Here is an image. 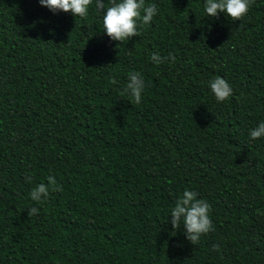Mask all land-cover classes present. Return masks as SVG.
<instances>
[{"label": "trees", "instance_id": "16d2710c", "mask_svg": "<svg viewBox=\"0 0 264 264\" xmlns=\"http://www.w3.org/2000/svg\"><path fill=\"white\" fill-rule=\"evenodd\" d=\"M205 2L145 0L158 13L121 43L95 0H0V264H264V0L239 21ZM49 176L62 190L32 200ZM185 190L211 205L197 245L170 222Z\"/></svg>", "mask_w": 264, "mask_h": 264}, {"label": "clouds", "instance_id": "9594fccd", "mask_svg": "<svg viewBox=\"0 0 264 264\" xmlns=\"http://www.w3.org/2000/svg\"><path fill=\"white\" fill-rule=\"evenodd\" d=\"M93 0H39L41 6L48 8L53 13L71 12L75 17H86L89 6ZM254 0H206L204 10L207 17L216 18L220 13H225L233 21H239L244 17ZM96 8L103 13V31L113 41L123 42L141 35L139 27L148 25L158 13L155 4H145V0H110V5L105 7V0H95ZM143 13V14H142ZM141 21V24L137 22ZM153 63L160 64L165 60H175V56L162 58L158 53H152ZM209 87L217 102L223 103L232 96L233 90L226 79L216 76L209 82ZM145 89V81L139 72L128 74V83L125 93L132 98V102L139 104L142 93ZM251 139L255 140L264 137V121L250 130ZM31 183L30 176L25 177ZM62 190L57 185L54 176L48 177V184L41 183L32 189L30 196L32 200L41 202L42 198L47 199L50 191ZM211 205L205 199H199L198 193L192 190H185L176 200L171 210L170 222L173 229H180L181 222L187 239L197 245L202 235L214 230L210 218ZM39 209L32 207L28 210L29 217L37 215ZM213 249L219 251V245Z\"/></svg>", "mask_w": 264, "mask_h": 264}]
</instances>
